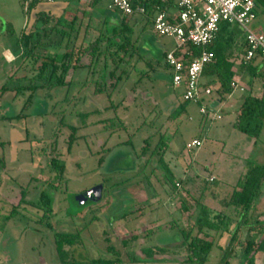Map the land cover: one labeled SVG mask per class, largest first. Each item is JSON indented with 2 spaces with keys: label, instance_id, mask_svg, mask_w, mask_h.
Wrapping results in <instances>:
<instances>
[{
  "label": "rangeland",
  "instance_id": "1",
  "mask_svg": "<svg viewBox=\"0 0 264 264\" xmlns=\"http://www.w3.org/2000/svg\"><path fill=\"white\" fill-rule=\"evenodd\" d=\"M100 6L108 9L113 2L101 0ZM28 16L23 0H0V87L10 88L3 91L0 102V264H62L56 233L79 234V242L66 249L88 263L112 258L107 248L113 245L121 254V264H198L188 261L181 229L192 227L204 205L209 208L208 218L216 212L225 214L233 232L241 214L228 205L229 198L251 166L264 165V130L255 139L235 126L240 97L248 93L237 91L203 115L201 103L185 101L184 90L172 85L166 53L176 49L174 38L158 35L144 17L134 15L127 18L133 28L129 38L135 50L128 46L132 53L115 54L117 47L109 45L110 24L99 28L105 39L92 68L80 70L84 80L76 76L64 89L41 88L23 111L26 117L3 118L1 114L10 113L2 107L4 100H12L15 113L21 114L31 94L29 89L18 94V87L42 84L35 77L40 61L21 57L11 65L2 57L4 48L19 47L21 26ZM114 21L110 23L121 22ZM252 26L264 33L262 7ZM68 31L64 36L61 31L42 36L36 54H46V46L54 51L60 38L61 46L73 50L76 57L79 49L89 47L100 35L95 32L92 41H84L83 35L77 41ZM144 52L152 56L156 72L146 66ZM92 57L88 52L86 59ZM99 87L106 90L97 92ZM215 96L206 97L203 104L209 106ZM174 97L179 98L177 106ZM218 109L220 120L214 116ZM70 126L78 130L69 150ZM196 138L203 145L189 151L187 145ZM53 159L65 166L63 173L55 169ZM100 183L105 185L103 200L80 205L77 195ZM44 190L52 196L53 210L47 215L29 203ZM12 203L19 206V214L6 221L3 216ZM248 219L264 222V191ZM241 228L229 264H242L240 242L262 238L255 234L257 228ZM205 233L199 234L214 241L205 264H220L221 248H230L231 233L208 229ZM157 246L166 250L159 252ZM148 247L156 260L145 257L143 248ZM255 264H264V252L258 253Z\"/></svg>",
  "mask_w": 264,
  "mask_h": 264
},
{
  "label": "trees",
  "instance_id": "2",
  "mask_svg": "<svg viewBox=\"0 0 264 264\" xmlns=\"http://www.w3.org/2000/svg\"><path fill=\"white\" fill-rule=\"evenodd\" d=\"M135 4L142 2L141 0H133ZM155 2L156 0H151L145 3L146 6H149L151 2ZM44 2L42 0H34L28 10L27 13L29 15L30 24L27 25V28L24 30L23 35L20 38V43L23 49V57L26 59L34 58L35 63L40 64L37 66L36 71L37 75L36 80L41 81L42 84H32L29 86L18 87L17 91H23L24 89H29L31 94L28 96L27 101L24 104L23 110L19 117H26L23 111L32 103L33 97L35 93L41 88L51 89H64L65 86H68L70 82H66V77L68 76L71 69H75L79 67V62L81 60L82 54L90 55L93 57L91 61H93L94 57L98 52V46L102 40L105 39L103 33H100L98 38L95 40V43L91 44L87 48H81L78 51L76 57H74L73 50H70L68 47L63 52L60 51L61 43H56L58 46L54 51L49 50L46 46V54L40 55L36 54L37 48L43 45L42 37L39 32V26L45 25L49 22V15L44 11L39 10L36 15V19H34L33 12L37 10L38 4ZM262 7L264 10V0H256V13L258 8ZM36 23H35V22ZM35 23V24H34ZM230 24L222 23L221 30L216 40H214L208 47V49L215 54V59L213 62L208 64L204 70V76L213 77L216 76L215 80L210 81L209 83H213L217 81L219 83V88L217 92L219 93L222 99L226 98V96L232 92V81L235 75L233 71V63L227 61L222 50L223 44H220V39L223 37L225 31H229ZM112 37H109V45L117 47L115 54L119 52L128 55L132 52H129L128 46L131 47V40L129 38V34L133 32V28L129 25L127 21V17H123L121 24L112 30ZM63 36L65 32L61 31ZM132 51L135 50L134 47H131ZM189 51L192 55H198L201 52V48L191 45L189 47ZM257 56H260L259 54ZM256 56V57H257ZM256 57L245 64L247 69L252 75L256 74V69L253 65V61ZM121 61L125 59L120 57ZM149 68H152L151 64H148ZM144 74V73H143ZM110 77L114 76V72L111 71L109 73ZM114 86V83L113 85ZM8 88L6 85L2 87L3 91H7ZM106 89L103 87L97 88V92H104ZM185 104H180V107H184ZM63 121L61 120V123ZM236 127L243 133L249 135L252 138H259L262 131L264 130V92L261 98H256L253 96H247L239 110L238 121ZM72 134L69 138V150L72 148L75 140V134L78 130L75 126H70ZM130 143V142H128ZM161 148L165 146L164 138L160 140ZM144 152V151H143ZM103 158L100 159V162H103ZM52 164L57 171L63 173L65 170V166L61 165L57 159L52 160ZM58 177V176H57ZM264 185V165H253L249 168V170L244 175L243 179L237 184L236 189L231 194L228 205L234 207L237 211H240L241 220L236 225L233 232L230 229V221L225 214L221 212H216L212 218H208L209 208L204 205L200 208L199 213L195 217L194 224L192 227L188 229H181V234L184 237L183 246L187 248L189 253L188 261L194 262L198 264H205L209 258V255L214 246V241H210L206 238H202L199 233H205V229L214 230V231H222L231 233V240L229 247L224 250L223 257L221 259L220 264H226L227 259L232 256L231 246L238 241L239 231L242 229L241 225L248 226L249 230L253 228H257L255 234L262 238L260 239H248L245 242H240L243 254H242V264H255L258 253L264 252V222L250 223L248 216H250L251 211L253 210L255 202L262 195V188ZM24 194L21 202H24ZM33 206L38 209H41L46 213H51L53 210L52 205V196L46 190L42 191L39 199L36 202H29ZM19 207V206H18ZM184 209L187 211L189 207L185 204ZM19 213L17 209L12 212V215ZM197 229L198 234L194 235V230ZM208 236V233H205ZM79 234L74 233H56L55 234V246L56 252L59 256L60 262L62 264H87L88 261H80L74 258L73 254L66 249V246H75L79 242ZM107 250L112 253L115 258H98L92 259L88 264H117L122 262L121 254L118 250L115 249L113 245L108 246ZM159 251L162 249L159 248ZM143 252L148 258H152L154 256V251L152 248H144Z\"/></svg>",
  "mask_w": 264,
  "mask_h": 264
},
{
  "label": "built area",
  "instance_id": "3",
  "mask_svg": "<svg viewBox=\"0 0 264 264\" xmlns=\"http://www.w3.org/2000/svg\"><path fill=\"white\" fill-rule=\"evenodd\" d=\"M34 0H23L27 11ZM54 2L56 0H42ZM135 4L133 0H112L113 7L125 17L136 14L145 15L148 6L141 0ZM174 3L178 12L168 15L165 6ZM157 14L154 17V31L160 36L174 38L177 46L166 54V63L172 70V85L175 89H183V99L201 103V113L208 115L210 105L203 104L206 97L212 96L214 89L203 84L205 67L214 61V52L208 49L217 39L222 23L236 25L243 30L246 38V53L243 63L248 64L258 54L264 59V34L253 29L257 19L256 0H156L151 2ZM193 45L201 48L198 55H192L189 47ZM240 87L232 82V88ZM244 90V88H242ZM215 118H221L219 113ZM203 140L196 138L187 145L189 151L200 148ZM212 180V179H211Z\"/></svg>",
  "mask_w": 264,
  "mask_h": 264
},
{
  "label": "crops",
  "instance_id": "4",
  "mask_svg": "<svg viewBox=\"0 0 264 264\" xmlns=\"http://www.w3.org/2000/svg\"><path fill=\"white\" fill-rule=\"evenodd\" d=\"M100 1L101 0H56L51 3L46 1L39 3L37 10L33 12L34 19H36L37 17L36 13L39 10L44 11L49 15V22L45 25L39 26V32L41 34V37L47 36V34L55 31L58 32L63 31L65 33H68L69 32L68 29H70L71 31L70 33L72 34V36L75 35L77 41L79 40V37L83 35H85L86 38V39L84 38V41L86 40L92 41L91 35H93L95 32L101 33L99 31V28L106 27L108 24H110L109 30H112L113 28L119 26L124 16L120 12H118L113 6H110L108 9H104L103 7L100 6ZM152 5L153 4H149L147 8V13L145 15L143 16L139 14L136 15L144 17L147 20V22H149L152 25V28H154L153 20L157 14V11ZM165 10L168 13V15L171 16L176 15L178 12L174 3L165 6ZM118 19L121 22H115L118 21ZM112 20L113 21L115 20L114 24L110 23ZM29 24H30V19L28 16L26 21L22 23L21 26L22 31L20 38L23 35L24 30L27 28V25ZM228 30L229 31L224 32L223 37L220 39V44H223L222 52L225 58L227 59V61L233 63V71L235 72L233 81L237 82L240 87H238L237 89L233 88L232 92L229 93L226 96V98L233 97L237 91H240L241 93H248L247 96L261 98L264 92V59L261 58L260 56L256 57V59L253 61V65L257 67L256 74L252 75L247 69L246 65L243 63L244 54L246 53V49H247L245 33L241 28H239L236 25H230ZM254 30L256 29L254 28ZM20 38L18 40L19 47L17 48V50H13L10 47H6L3 49L2 57L7 64L12 65L14 63H17L21 59V57H23V49L20 43ZM56 42L57 43L59 42L61 44L63 43L62 39L60 40V38ZM64 50L65 47L61 46L60 51L63 52ZM85 59H86V55L85 57L82 56L78 65L79 67L70 70L68 76L66 77V82L72 81L73 78L76 76L80 80H84L85 77L81 76V74L79 73L80 70H82V68L84 67L92 68L93 65V61L89 60V58H87L86 60ZM143 59L147 67H149L148 64H151L152 70L155 72L157 71V69L155 68V62H153L154 60L148 52H144ZM248 77L250 78L249 80ZM215 79L216 76L213 77L203 76L202 81L203 84H205L206 86H211L214 89L213 94L214 95L216 94L214 100H220L221 102L220 105H221L225 98L222 99L219 93L217 92V89L219 88V83L217 81H214L213 83H209L210 81ZM171 82H172V78H171ZM2 87H0V90ZM242 88H244V90H242ZM1 91L2 93H1L0 102L3 101L2 100L3 90ZM5 92L8 93L10 91H5ZM247 96L243 95L240 97L241 103L236 113L237 121H238V114L240 107ZM173 102L175 106L179 105L178 104L179 98L176 99L174 97ZM13 104H14L13 101L12 100L10 101V99L4 100L2 107L3 106L8 107L7 109H9L10 111L9 114H16L13 108ZM221 112L222 110L219 109L216 111V113H219L221 116V118H215L216 120L222 119ZM236 124L237 122L235 123V126ZM263 188H262V194L264 191Z\"/></svg>",
  "mask_w": 264,
  "mask_h": 264
},
{
  "label": "flooded vegetation",
  "instance_id": "5",
  "mask_svg": "<svg viewBox=\"0 0 264 264\" xmlns=\"http://www.w3.org/2000/svg\"><path fill=\"white\" fill-rule=\"evenodd\" d=\"M5 92V91H4ZM17 98V97H16ZM19 115L20 114H7V117H5V115L4 114H1V116L3 117V118H12V117H19ZM3 164H2V160H1V163H0V166H2ZM0 180H1V172H0ZM211 182H213V180H210ZM100 184H103L104 185V183H100ZM100 184H96V185H94V186H92V187H90V188H87V189H85V190H82L79 194H82V193H86V192H88L89 190H91L92 188H94L95 186H98V185H100ZM104 190H105V185H104V188H103V194H102V198L100 199V200H98V201H96L95 199V197L94 196H92V197H90V198H88L87 199V201L84 203V204H82V205H87L89 202H95V203H100L102 200H103V198H104ZM78 194V195H79ZM77 195V196H78ZM78 200V199H77ZM0 201H2V199H0ZM78 203H79V201H78ZM80 204V203H79ZM12 205V209L9 211V213L6 215H4L3 217H5V219H6V221H10L11 219H13L15 216H18V214L19 213H17V214H15V215H12V212L15 210V209H17L18 210V205L17 206H15V204L14 203H12L11 204ZM32 205V204H31ZM33 206V205H32ZM33 207H35V206H33ZM1 209V208H0ZM189 211V210H188ZM2 215V213L0 214V216ZM125 215H127V214H125ZM193 220H195V219H193ZM192 220V221H193ZM194 224V223H193ZM193 226V225H192ZM231 229V228H230ZM196 235V234H195ZM135 236H133L132 237V239L134 238ZM183 239H184V237H183ZM124 243L125 244H127V240H124ZM183 247H185V246H183ZM157 248V250L159 251V248L160 249H162V251H164V250H166V248H164V247H159V246H157L156 247ZM227 248V247H226ZM226 248H221L223 251L226 249ZM144 249V248H143ZM159 252H161V251H159ZM109 254H112V253H110V252H108ZM154 254H155V252H154ZM144 255H145V253H144ZM145 257H147L146 255H145ZM232 257V256H231ZM112 258H115V256H113ZM112 258H109V259H112ZM148 258V257H147ZM233 258H235V257H233ZM232 258V259H233ZM148 259H154V260H156L155 258H154V256L152 257V258H148ZM122 262H123V259H122ZM121 262V263H122ZM229 262H230V260H229V258L227 259V263L226 264H229ZM121 263H117V264H121ZM192 263V262H191Z\"/></svg>",
  "mask_w": 264,
  "mask_h": 264
},
{
  "label": "water",
  "instance_id": "6",
  "mask_svg": "<svg viewBox=\"0 0 264 264\" xmlns=\"http://www.w3.org/2000/svg\"><path fill=\"white\" fill-rule=\"evenodd\" d=\"M220 103H221L220 100H215L211 104V108L212 109L217 108L220 105ZM103 188H104V185L100 184L98 186H95L94 188H92L91 190H89L86 193L79 194L77 196V199H78L80 205L84 204L87 201V199L92 197V196H94L96 198L95 199L96 201L100 200L102 198Z\"/></svg>",
  "mask_w": 264,
  "mask_h": 264
}]
</instances>
